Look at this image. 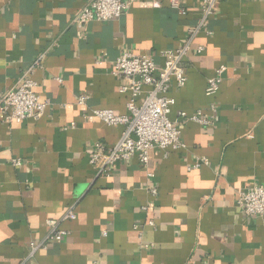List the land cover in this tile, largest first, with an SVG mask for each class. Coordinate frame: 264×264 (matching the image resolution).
Returning a JSON list of instances; mask_svg holds the SVG:
<instances>
[{"label":"crops","instance_id":"obj_1","mask_svg":"<svg viewBox=\"0 0 264 264\" xmlns=\"http://www.w3.org/2000/svg\"><path fill=\"white\" fill-rule=\"evenodd\" d=\"M91 1L0 0V93L47 52L33 78L51 102L39 119L9 123L0 113V264H264V216L248 217L237 203L245 187L264 186V1L219 2L194 41L204 51L185 59L186 85L170 91L173 120L180 111L214 116L216 104L215 122H184L186 148L153 149L147 166L118 161L99 177L89 154L96 142L115 145L124 127L90 111L125 113L129 100L114 60L128 50L161 65V52L189 37L202 0H183L186 14L169 0H125L120 19L77 26L74 18ZM223 64L220 90L208 96V78ZM81 95L86 106L77 103ZM73 205L78 217L62 223L65 238L32 255L48 221ZM149 218L155 226L145 225ZM136 224L144 225L143 240Z\"/></svg>","mask_w":264,"mask_h":264},{"label":"built area","instance_id":"obj_2","mask_svg":"<svg viewBox=\"0 0 264 264\" xmlns=\"http://www.w3.org/2000/svg\"><path fill=\"white\" fill-rule=\"evenodd\" d=\"M173 9L181 14L187 11L183 7V0H169ZM223 0H202L201 15L196 24L189 29V37L177 47L161 52L164 61L158 65L155 59L147 54H137L132 51L122 52L113 62V74L125 82L119 86V90L129 94L127 112L117 113L109 108H94L90 115L107 125L124 127L118 142L113 146H106L102 142H96L95 150L89 154V164L96 170L97 176H110L113 166L118 161L130 162L138 158L147 166L150 161V152L160 149L165 152L186 148L182 139L181 125L187 121H194L204 126H210L215 122L217 111L216 104L211 107L214 116L204 115L202 110L193 114L180 111L178 119L173 120L171 113L175 99L170 96L172 88H182L188 81L185 59L191 51L202 53L204 47L194 46L197 35L206 29L209 18L215 13L217 5ZM264 1V0H261ZM157 5L158 1L154 0ZM129 2L125 0H92L74 18L73 22L83 27L94 19L111 21L120 19L126 12ZM208 34L211 31L207 30ZM47 52L40 54L28 70H25L19 81L9 90L0 93V113L6 122L23 121L26 119H39L44 116L51 105L49 100H43L36 92L37 82L33 74L38 67H42ZM227 71L225 64L220 65L215 73L208 78L206 94L214 96L220 90ZM88 97L81 95L78 105L86 106ZM72 127L75 123L71 124ZM15 166H21L22 160L15 158ZM207 164L208 159L197 162L193 167ZM150 179L154 173L149 172ZM153 196L158 195L155 185L149 187ZM237 203L242 211L252 218L264 216V186L253 183L239 192ZM75 205L70 206L59 219H50L49 232L45 239L32 244L33 255L40 247H46L49 242H61L67 235V231L61 228L63 222L75 220L78 214ZM142 210L149 211V206H143ZM155 226L154 219L149 218L145 225ZM144 225L136 224L134 228L141 230ZM143 235L140 231V238ZM143 240V239H142ZM143 247L152 249L154 243L143 242Z\"/></svg>","mask_w":264,"mask_h":264},{"label":"water","instance_id":"obj_3","mask_svg":"<svg viewBox=\"0 0 264 264\" xmlns=\"http://www.w3.org/2000/svg\"><path fill=\"white\" fill-rule=\"evenodd\" d=\"M79 187H81V185H80V186H77L76 188L79 189V191H80L81 189H80ZM82 187H83V186H82Z\"/></svg>","mask_w":264,"mask_h":264}]
</instances>
